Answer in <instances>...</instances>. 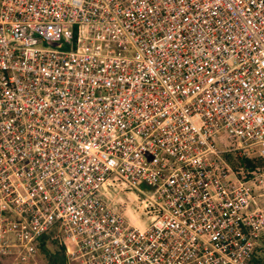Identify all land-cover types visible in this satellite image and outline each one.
<instances>
[{
	"label": "built area",
	"instance_id": "2783aa9c",
	"mask_svg": "<svg viewBox=\"0 0 264 264\" xmlns=\"http://www.w3.org/2000/svg\"><path fill=\"white\" fill-rule=\"evenodd\" d=\"M50 232L67 264H251L264 0H0V261Z\"/></svg>",
	"mask_w": 264,
	"mask_h": 264
},
{
	"label": "trees",
	"instance_id": "16d2710c",
	"mask_svg": "<svg viewBox=\"0 0 264 264\" xmlns=\"http://www.w3.org/2000/svg\"><path fill=\"white\" fill-rule=\"evenodd\" d=\"M242 165L247 169L253 166L250 160H245ZM236 167L238 166L236 165ZM49 243H53V246L57 247L55 251L50 249ZM39 250L40 254L45 255L48 264H67L65 247L60 245L57 239H54V232H50L40 239ZM251 264H264V238Z\"/></svg>",
	"mask_w": 264,
	"mask_h": 264
},
{
	"label": "rangeland",
	"instance_id": "374dc122",
	"mask_svg": "<svg viewBox=\"0 0 264 264\" xmlns=\"http://www.w3.org/2000/svg\"><path fill=\"white\" fill-rule=\"evenodd\" d=\"M222 146L223 147H227V148H231L232 147V145L229 142H226V144L224 143ZM230 160H233V157H231ZM113 191L115 193H117V196H118L120 201H127V200H129L130 197L133 198V199L138 197V194L134 190L128 189L127 191H123L122 188H117V189H112V191H111V189H109L108 193L106 194L107 198H111L112 197V194L114 193ZM126 211H127L128 215L133 216V214H132V213H134L133 209L127 208ZM48 245H49V247H50V249L52 251H55L56 248H57L56 246H53V243H49ZM40 261H41L40 264H48L46 262L47 259H46L44 254H41ZM0 264H5V263H2L0 261Z\"/></svg>",
	"mask_w": 264,
	"mask_h": 264
}]
</instances>
